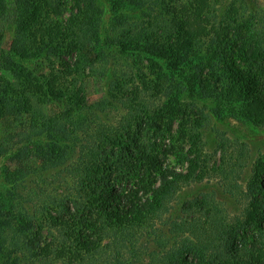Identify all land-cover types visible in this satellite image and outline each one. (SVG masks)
<instances>
[{"label": "trees", "instance_id": "16d2710c", "mask_svg": "<svg viewBox=\"0 0 264 264\" xmlns=\"http://www.w3.org/2000/svg\"><path fill=\"white\" fill-rule=\"evenodd\" d=\"M105 1L14 0L16 28L13 43L8 49L0 43V119L17 110L24 114L32 112L33 119L41 115L35 108L40 101L37 91L27 78L19 75L18 68L23 61L54 56L67 72L74 67L80 68L83 59L86 62L88 52L102 37L106 42L109 40L104 33L105 15L111 14L115 20L123 22L124 8L134 4L136 12L143 13L148 23L143 32L132 36L138 40V35H142L136 44L133 42L132 52L145 57L152 67L160 66L161 72L166 73L161 61L168 60L170 55L181 54L180 63L183 64L189 53L201 51L206 43L217 46L214 52L220 62L209 74L199 66L173 68L179 78L174 87L187 91L200 85L199 91L190 97L191 103L183 101L170 109V118L174 115L179 121L180 138L188 131L190 141L197 143L200 140L201 132L195 127L200 126L203 113L192 109L197 103H206L210 99L240 102L241 116L259 127L264 126V91L257 86L264 74V30H258V23L247 17L248 0H116L113 7L105 5ZM158 6L165 8L166 17H151ZM4 8V0H0V14ZM128 34L130 30L120 36L130 37ZM68 56L76 57L72 65L64 59ZM233 56L249 64L244 71L235 66ZM5 72L14 77L5 76ZM37 81L46 93L54 95L55 84L49 78L40 75ZM77 87L72 84L73 92L69 97L62 88L55 97L67 96L69 104L79 113L83 111L84 100ZM188 110L198 117L193 126L185 129L189 121ZM153 114L158 116L157 109ZM64 116L67 117L61 119L66 121L69 114ZM58 119L43 115L41 127H32L33 132L28 133L25 144L39 153L45 152L43 155L51 159L55 167L72 154L76 155L72 167L78 187L74 195L67 193L62 199L34 206L29 196L22 195L27 183H31L25 178L34 172L7 170L10 200L7 203L0 201V255L6 258L0 264H71L67 259L76 252L73 245L97 250L108 233L129 234L136 227L155 221L167 211L169 202L185 183L204 175V167L199 173L191 168L190 173L184 174L164 163L166 154L172 153L173 145L166 148L157 147L155 142L143 144L142 124L148 120L125 118V125L119 131H106L102 137L89 135L88 130H83V136L71 131L67 141L72 143L71 147L65 140L46 137L47 133L53 134L54 123L64 130L65 124ZM151 120L155 121L154 118ZM62 134L65 136L63 131ZM219 147L224 150V143ZM2 153L0 148V156ZM263 172L264 159L258 158L244 192V218L235 216L232 225L223 220H206L204 229L200 215L195 214L205 210L204 195L199 202L194 201L198 206L191 212L190 220L175 223V230H181L182 234L168 259H156L149 264H191L190 256L204 262L207 253L217 250L211 242L219 238L225 256H210L207 264H264V241L260 245L254 244L260 238L264 240ZM208 216L210 213H206L205 218ZM250 228L256 234L251 236L254 239L252 246L245 249L242 245L246 237L242 235ZM201 229H204L202 234ZM10 245L13 247L9 248ZM55 259L61 263H55Z\"/></svg>", "mask_w": 264, "mask_h": 264}, {"label": "rangeland", "instance_id": "374dc122", "mask_svg": "<svg viewBox=\"0 0 264 264\" xmlns=\"http://www.w3.org/2000/svg\"><path fill=\"white\" fill-rule=\"evenodd\" d=\"M115 1L106 0L105 5L110 4L113 7ZM248 1L245 12L247 17L258 23V30H264V0ZM4 4L5 8L0 14V43L3 48L8 49L15 35L16 12L14 0H4ZM136 8L134 4L124 8L125 14L121 18L123 22L115 20L111 14L105 15L104 33L108 35L109 40L106 42L102 37L96 47L88 52L86 62L83 59L80 68L76 66V69L74 67L71 72H67L59 59L54 56L22 62L21 67L18 68L21 71L19 75L27 78L30 86L37 91L40 101L35 108L41 115L33 119L32 112L24 114L22 110H17L15 114H8L0 119L1 153L4 151L0 156V201L7 203L10 200L7 170L11 172L14 169L34 172L25 178L31 183H27V188L22 190V195L29 196L34 206H39L42 202L62 199L67 193L75 194L78 185L76 172L72 166L76 162V155L72 154L68 160L55 167L53 165L56 164L43 155L45 152L39 153L31 145L25 144L28 142V133L33 132L32 127H41L43 115L58 117V120L65 124L64 130H61L62 126L54 123L53 134L47 133L46 137L66 142L71 137V131L83 136V130H88L89 135L102 137L106 131H119L120 127L125 125V118L148 120L147 123L142 124L143 144L155 142L157 147L161 145L160 147L166 148L173 145V151L166 154L164 163L184 174L190 173L191 168L195 169V173H199L204 167V175L200 179H191L185 183L169 202L167 211L155 221L136 227L129 234L108 233V236L101 240L97 250L73 245L76 252L67 259V263L149 264L154 263L156 259H168L182 234L181 230H175V223L181 224L183 220H190L191 212L195 210L204 195H206L205 210L195 212L196 215H200L204 229L207 227L206 220L210 222L223 220V223L232 225L235 216L244 218V192L251 179L253 164L258 158L264 159V126L259 127L241 116L240 102L229 99L226 102L210 99L206 103H197L196 108L192 110L194 112L201 110L203 113L199 121L200 126L195 127V130L201 132L200 140L197 143L190 141L188 131L183 138H180L179 121L175 120L174 115L170 118L172 115L170 109L183 101L191 103L190 97L199 91L200 85L197 84L194 89L189 88L187 91L174 87L179 78L176 77L173 68L180 70L183 67L199 66L209 74L220 62L214 52L217 46L206 43L201 51L189 53L183 64L180 63L181 54L177 57L170 55L168 60L163 59L160 65L165 68L167 75L161 72L160 66L152 67L149 60L132 52L133 42L135 41L136 44L142 35H138V40L137 37L132 36L143 32V28L148 23V19L143 13H137ZM164 11L165 8L158 6L151 13V17L155 15L166 17ZM129 30L130 37L120 36ZM64 59L72 65L76 57L68 56ZM231 59L239 70L244 71L246 65H249L236 56ZM262 71L264 72V68ZM4 74L9 78L11 75L14 77L10 72ZM40 75L46 76L55 84L54 95L44 91V86L37 81ZM261 79L257 86L264 91V74ZM73 83L81 89L84 100L83 111L79 113L69 104L67 98L73 92ZM214 84L216 85V82ZM61 88L66 90L67 96L57 99L55 95ZM233 95L238 98L237 94ZM168 100H170L169 104L166 103ZM155 109L158 111L157 117L153 114ZM187 113L189 121L185 129L193 126L198 117L190 110ZM64 114H69L66 121L61 119L67 117ZM67 143L69 146L72 144ZM221 143L225 145L224 150L219 147ZM25 145L27 148L24 147ZM62 153L60 151V154ZM195 200L198 202H194ZM193 203H196V206H193ZM206 213H210L209 218H205ZM204 229H201V234ZM52 231L57 233L55 230ZM253 233L256 234V231L251 228L244 231L242 236L246 237V241L242 246L245 249L252 246ZM263 241V238H260L254 244L260 245ZM211 243L217 250L207 253L204 257L205 263L190 256L191 264H207L206 260L210 256L212 258L216 255L225 256L220 238ZM11 247L13 245L9 246ZM10 256L13 257L14 254ZM5 258L0 255V263H3ZM55 263L61 262L55 259Z\"/></svg>", "mask_w": 264, "mask_h": 264}]
</instances>
